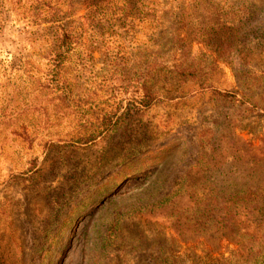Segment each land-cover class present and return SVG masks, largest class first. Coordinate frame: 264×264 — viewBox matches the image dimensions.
I'll use <instances>...</instances> for the list:
<instances>
[{
    "label": "rangeland",
    "instance_id": "obj_1",
    "mask_svg": "<svg viewBox=\"0 0 264 264\" xmlns=\"http://www.w3.org/2000/svg\"><path fill=\"white\" fill-rule=\"evenodd\" d=\"M47 6L78 37L69 99L36 93ZM144 54L198 78L83 140ZM0 57L35 93L0 127V264H264V0H0Z\"/></svg>",
    "mask_w": 264,
    "mask_h": 264
},
{
    "label": "trees",
    "instance_id": "obj_2",
    "mask_svg": "<svg viewBox=\"0 0 264 264\" xmlns=\"http://www.w3.org/2000/svg\"><path fill=\"white\" fill-rule=\"evenodd\" d=\"M44 10L47 11L41 19H43L44 22H59L56 26L59 31L55 30V37H47L48 41H50L47 50L48 69L45 73L47 77H45L46 81H41L40 83L39 79H37L40 88L36 93H38L39 97L43 96V89H51L52 91L57 90L59 91L58 94L60 99H69L72 88L79 87L77 80L78 76L76 77V75L73 74V77H66L64 69L68 67L70 61L68 58L74 52L78 37H73L71 31L61 22L65 14H60L57 9L52 10L49 6ZM34 11L37 12L36 9H34ZM33 15H35V13H33ZM199 30H202V28ZM199 32L200 31L193 33L190 31L188 34L193 36V34L196 35L199 34ZM189 35L186 37H189ZM155 54H157V56L159 55L158 52ZM187 60V58H184L180 63L173 64L170 69L160 70V63H158L156 59L151 60L150 57H145L144 54L142 67H139V69L142 68V70L133 67L135 73L138 75V77L135 78L136 84L134 88L128 90L127 86H122L123 90L120 92L121 96L118 99L115 97V94L112 95V100L116 101L114 111L107 112L110 117L104 116L101 125L97 127L98 129L88 134V138L86 137L83 140L89 141L100 134L108 132L115 128L117 124L125 121L126 117H133L142 113L158 100L172 98L173 94L169 89H166L164 93H162L160 86H157V83L162 81V76H167L169 74L173 75V78L180 80L184 78L196 80L198 78L197 73ZM161 71H163V74L159 75ZM12 76L13 75L9 74L7 71L6 64L0 57V127H5L11 123L17 115L26 112L31 97H35L30 83L33 76L29 71L21 75L19 79L17 78V81H15ZM105 80L106 78H102V81ZM131 80L132 79L129 78V83ZM198 82H200V80H198ZM137 85H140V88H142V93L140 94L138 93V89H135ZM77 95L78 94H74L71 98L75 99ZM263 262L264 251L260 258V263Z\"/></svg>",
    "mask_w": 264,
    "mask_h": 264
}]
</instances>
